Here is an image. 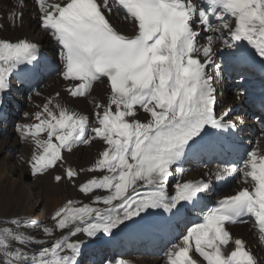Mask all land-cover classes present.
Instances as JSON below:
<instances>
[{
  "label": "snow or ice",
  "instance_id": "snow-or-ice-1",
  "mask_svg": "<svg viewBox=\"0 0 264 264\" xmlns=\"http://www.w3.org/2000/svg\"><path fill=\"white\" fill-rule=\"evenodd\" d=\"M34 5V18L58 49L67 95L88 98L101 83L106 102L89 100L90 116L56 93L36 105L38 110L23 113L30 122L15 125L19 138L31 145L27 164L33 177L60 167L63 175L55 181L76 186L80 173L93 175L78 185L90 202L68 200L50 216L51 224L0 220V264H80L87 243L131 228L162 240L165 264H260L228 226L251 223L264 245V132L247 144L235 136L239 129L229 119L231 109L216 114L214 85L221 73L218 57L238 64L258 57L264 69V0H34ZM24 6L18 0V10L9 14L13 27ZM112 18L130 25L131 34L117 29ZM41 60L39 43L0 38V103L11 78L35 75ZM94 142L101 150L88 168L66 164L65 153ZM200 153L230 158L205 165L204 178L183 179L188 170L182 162ZM228 180H235L233 193L209 206L204 197L213 181Z\"/></svg>",
  "mask_w": 264,
  "mask_h": 264
},
{
  "label": "bare ground",
  "instance_id": "bare-ground-1",
  "mask_svg": "<svg viewBox=\"0 0 264 264\" xmlns=\"http://www.w3.org/2000/svg\"><path fill=\"white\" fill-rule=\"evenodd\" d=\"M17 6L18 0H0V38L14 40L17 37H26L39 43L44 52L53 57L55 64H59L58 51L52 43L51 37L40 28L38 21L34 18L37 12L34 0H25V6L22 9V20L17 21V26L13 27V22L8 17L10 13L18 10ZM111 22L124 33L131 34L130 25L121 22L117 18H112ZM217 63L221 65L220 76L216 79L214 85L216 88L215 109L218 115L223 110L231 109L233 105L241 102V100L237 101L235 98L237 93H243V99L256 97L263 92L262 83L253 70L240 69L238 63L227 56L218 57ZM65 87L66 82L63 81L58 73L57 75L46 76L43 84L36 89V91L40 92L39 96H36L34 92L28 96L15 95L14 92H18V89L12 80L10 90L3 96L2 103H5V107L3 113L0 114V196L3 193H7L10 196L9 199L13 200V204L4 213L0 214V220L15 217L27 218L32 215V220L51 224L50 216L53 212H51L50 204L46 199L53 194L55 196L60 194L63 197L62 206L70 199L79 200L83 203L90 202L89 198L79 192L78 185L91 178L93 174L80 173L78 177L74 178L76 186L67 179H63L60 182L55 181L54 177L56 175H63V169L60 167H56L44 175L33 177L27 164L31 156V145L22 141L15 131L17 123L30 122L25 120L24 112L31 113L38 110L36 105H42L46 98L55 96L56 93H60L62 103L90 116L93 111V104L89 100L94 99L99 102H106L107 89L104 84L97 83L88 98H71L65 92ZM140 118L144 119V115L141 114ZM229 119L235 120L244 127L242 134L246 133V127L254 124L252 118L245 117L234 110L230 112ZM239 120H243L244 123L240 124ZM261 132H264L263 128L253 137L245 134L244 142L247 144L249 140L255 141ZM99 150H101V145L98 142L88 146L80 145L71 154H64L66 164L77 170L86 169L94 162ZM207 167L215 166L207 165ZM184 168L188 170L183 177L185 180L204 178L203 173L207 170L205 165L198 167L193 164H187ZM235 188V180L226 181L218 183L211 193L213 195L219 192L227 194ZM228 227L233 236L240 237L246 242L260 260V264H264V245H261L258 236L252 229V224ZM37 235L40 234L37 233ZM56 235H59V233ZM102 240L103 237L95 239L84 246L80 264H106L107 261H110L108 251L106 255H103ZM93 243L98 244V253L92 249ZM34 247L39 248L40 245H35ZM164 252L165 247L156 254L138 247L132 251L121 252L117 259L135 264H165Z\"/></svg>",
  "mask_w": 264,
  "mask_h": 264
},
{
  "label": "rangeland",
  "instance_id": "rangeland-1",
  "mask_svg": "<svg viewBox=\"0 0 264 264\" xmlns=\"http://www.w3.org/2000/svg\"><path fill=\"white\" fill-rule=\"evenodd\" d=\"M245 101H247V99L242 100V103H244ZM258 127H259V124H258V122H256V124L254 125L253 128L255 129ZM261 129H259V131ZM259 131H258V133H259ZM9 198H10V196L7 193H3L0 196V214L4 213L13 204V200H10ZM46 200L50 204L51 212H54L56 209L61 207L62 203H63V197L60 194H58L56 196H55V194H53L52 196L50 195L47 197ZM31 217H33V216L31 215V216H28L27 218H31ZM103 255H105V252Z\"/></svg>",
  "mask_w": 264,
  "mask_h": 264
}]
</instances>
